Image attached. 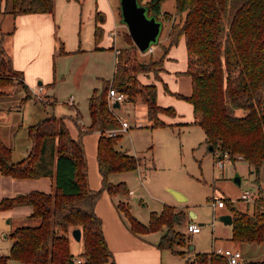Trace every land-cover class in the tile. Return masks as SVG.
Masks as SVG:
<instances>
[{
	"label": "trees",
	"instance_id": "16d2710c",
	"mask_svg": "<svg viewBox=\"0 0 264 264\" xmlns=\"http://www.w3.org/2000/svg\"><path fill=\"white\" fill-rule=\"evenodd\" d=\"M163 1L144 3L150 14L171 22L163 54L159 58L141 57L127 33L132 44L118 48L112 77L100 88H94L88 97L89 121L85 128L72 116L52 114L39 119L27 127L31 146L19 161L12 160L11 148L0 139V175L53 179L52 191L32 189L0 200V210L29 205L30 214L39 219L36 225L18 226L10 232L12 243L8 254H0V264H9L10 259L24 264H103L112 258L102 220L94 207L103 190L112 197L128 195L126 183L112 182L109 175L135 170L138 158L116 149L119 133L108 134L119 126V121L108 102L107 90L114 87L124 92L127 102L141 100L150 126L165 125L160 115H174V109L159 105L156 84L141 81L139 74L152 72L159 76L165 54L180 38L185 43L183 72L190 76L191 92L176 94L191 103L193 122L203 130L212 151L220 157L227 153L232 162L243 160L255 185L251 210L237 208L223 197L232 217L231 237L238 242L264 243V191L259 178L264 162V0H174L173 13L161 10ZM53 8L54 0H3L2 12L16 16L52 13ZM100 29L95 28L96 42ZM2 40L1 37L0 86L13 81L22 84ZM95 130L99 132L96 160L101 185L91 189L82 137ZM116 208L133 233L151 232L165 225L172 238L168 239L165 233L158 244L183 254L174 248V243H184V233L174 228L184 223L187 216L182 209L175 211L174 206L164 204L160 212H151L144 224L130 212L128 201H117ZM76 227L81 232L80 263L74 262L70 250L71 231ZM187 259L193 264H228L225 257L213 250L195 252ZM247 263L264 264V259Z\"/></svg>",
	"mask_w": 264,
	"mask_h": 264
},
{
	"label": "rangeland",
	"instance_id": "374dc122",
	"mask_svg": "<svg viewBox=\"0 0 264 264\" xmlns=\"http://www.w3.org/2000/svg\"><path fill=\"white\" fill-rule=\"evenodd\" d=\"M109 1L113 4L116 14V18L113 19L110 10H108L109 20H111L112 28L113 25H116L118 30L114 46L132 44V41L127 37V27L121 21L119 0H54L52 13L57 29L55 34V59L58 70L55 88L53 89L57 99L55 107L57 111L60 108L63 109V100L65 98L67 100L70 93L76 95L75 103L84 124L88 121L87 97L91 89L102 86L101 77L110 79L113 74V49H93L97 43L95 39L96 26L102 28L104 21H108V14H104L105 11L102 7L109 9ZM161 7L173 13L174 1L164 0ZM100 15L103 18H100ZM9 18L6 17L3 23L5 27L12 26V20ZM118 19L123 26L120 27L119 24H114L115 20ZM168 27V21H162L158 40H164ZM4 33L5 31L0 28V38H3L2 34ZM121 37L125 40L124 42ZM61 44L64 50L70 52L60 62L58 55H60ZM178 44L174 47L176 49L171 48L172 51H169L171 50L169 48L165 54V56L168 55V58L162 62L163 68L159 76H155L152 72L150 74H139L141 81L156 84L157 101L159 100L162 103L161 106L172 107L175 114L160 115L165 125L151 126L150 128L151 122L145 120V118L141 121L142 125L140 127L133 126L127 132L120 131L119 141H122L124 148H128L127 151L133 155L135 153L138 164L141 165V170L136 168V170L120 173L122 175H119V177L126 178L129 195H123L122 197V194H116L115 198L118 199L117 201H128L130 212L140 222L146 224L152 211L158 213L164 203L171 204L173 200L170 195L172 194L171 188L186 195L188 197V208L196 212L197 216L195 218L189 217L190 220L175 225L174 228L184 233L185 237L184 243H174V248L183 251L184 258L187 259L191 255V251L210 252L216 247L235 248L234 240L231 237V226L224 224L219 219L220 214L228 212L227 206H216L213 209L209 204V198L211 195L216 194L220 197L229 198L237 208L244 204L242 208L245 209L246 205L251 207L250 203L252 202L246 201L247 203H244L241 201L238 196L239 191L245 189L254 191L255 185L252 177L248 174L246 163L241 161L233 163L229 159H225L224 168L220 169L216 166V151L213 152L209 149L203 130L197 123L193 122L191 103L176 94L180 92V94H183L190 88L189 77L181 69L185 62V55L177 47ZM152 46L154 50L152 52L146 50L144 57L150 55L155 58L161 57L163 54L162 45L156 42ZM79 48L80 50H78ZM59 70L60 72L64 71L63 78L60 77ZM39 87L37 86V88ZM137 102L142 101L138 99ZM115 109L123 114L127 120L137 119L134 113L139 112L138 108L133 109L132 102L122 103L116 106ZM6 130L8 131V127H5ZM82 140L86 159H92L91 155H95L97 148L96 132L85 133ZM88 153H91V158ZM95 163L96 158L94 156V166ZM236 175L240 176L239 184L233 179ZM111 178L113 179L112 182H116L117 174H114ZM96 179L100 182L99 177ZM45 185L47 184L40 179H16L10 176H0V199L32 189L43 190ZM179 209L181 208L174 207L175 211ZM30 212L29 205H18L9 211H0V254H8L12 243L9 234L15 227L36 225L39 222L38 217L31 215ZM192 220L201 226L198 233L191 234L187 232L186 223ZM155 231H160V236H162L167 233V227L163 225ZM166 237L168 239L172 238V232L167 233ZM69 241L70 250L74 257H79L82 242L76 240L72 235ZM250 248L252 250L250 253L245 250L246 247L245 249L242 248L241 259L245 258L249 261L256 259L255 253H259L255 251L256 245H251ZM166 250H168L167 247H164V251ZM175 258L183 260L181 257ZM9 264L24 263L10 259Z\"/></svg>",
	"mask_w": 264,
	"mask_h": 264
},
{
	"label": "crops",
	"instance_id": "0c3cea01",
	"mask_svg": "<svg viewBox=\"0 0 264 264\" xmlns=\"http://www.w3.org/2000/svg\"><path fill=\"white\" fill-rule=\"evenodd\" d=\"M147 1L148 0H141L140 2L144 4ZM102 9L105 11L104 14L106 13L108 14V21L107 20L104 21L103 23L104 26H102L100 31L97 33L99 40L97 41L96 45H94L93 49L109 50L112 48L113 49V60H115V53H116L115 49L116 48L118 49L122 47L123 45H120V46L118 45L116 47L114 46L115 36L118 35V30L116 28V25L115 26L113 25V28H112L111 20H109L108 10H110L113 19L116 18V14L113 8V4L110 1H109V9L107 7H102ZM2 10H3V0H0V28L3 31H5L3 40H2V45H3L5 53L10 58L13 70L19 72V75H20L19 79H21L22 84L17 83L16 81H13L11 83H6L5 85L0 86V96H1L0 98V139L7 146L11 148L12 160L19 161L27 155L29 148L31 146L30 139L27 136V127L30 124H33L39 119H42L52 114L56 116H67V117L75 115L74 117H77L79 124L81 123L80 126L82 128H85L89 121V116H88L87 123L84 124L81 121L82 117L77 108V104L75 103L76 95L72 93H70L69 95V96L73 95L74 97L72 104L68 103L65 98L62 102V104L64 105L63 109L60 108L57 111V108L55 107V102L57 101V99L55 97L56 94L53 89L55 88L54 86L56 84V73H58V70L56 67V59H55L56 58L55 57L56 55L55 34H56L57 29H56V24H55L53 13H25V14H18L16 16H13L9 13L4 14ZM161 10L172 12L169 10L162 9V7H161ZM6 17H10L9 19L12 20L11 27L9 25L6 27L5 25H3V23L6 20ZM100 18H103V16L100 15ZM163 21H168L169 27H170L171 22L169 20H163ZM114 24H119L120 27L123 26L119 19L117 21L115 20ZM111 40H112V43H111ZM122 41L124 42L125 40H123L122 38ZM158 42L160 45H162V50H163V46L167 44V34L164 40L159 39ZM178 43L179 44L177 47H179L180 51L184 53L185 55L184 56L185 62H184L183 68H181L184 70L186 68V49H185L184 39L180 38ZM175 46L176 44L172 45L170 49L171 48L176 49L174 48ZM172 49L169 51H172ZM59 50H60V53H59L60 55L58 54L57 55L59 56V60L61 62L64 59V57L68 55L70 51L64 50L62 44ZM78 50H80V48ZM170 53H168L169 56H171ZM139 54L141 57H144V52L139 51ZM167 56L168 55H166L163 58V61L164 59L168 58ZM112 64L114 68V61ZM171 67L174 68L173 66ZM162 68H163V65L161 69ZM160 71L161 70H159L158 75L160 74ZM59 74L61 78L64 77L63 76L64 71L60 72L59 70ZM188 77L190 81V88L183 93L185 95L191 92V80H190L189 75ZM101 79H102V83L108 80V79H104V77H101ZM37 86H41V89L38 92H37L38 90ZM94 88L96 87H93L91 89L89 95L91 94ZM35 92L37 93V95L34 94ZM69 96L67 97V99L69 98ZM88 97H87V101H88ZM132 103H133V109L138 108L139 112L134 113V116H136L137 119L135 118H133V120L128 119L130 127L127 128L125 132H127L133 126L140 127L142 125L141 121L143 119L146 118L145 120H148L146 117V111H145L144 104L142 102H137V101L132 102ZM157 103L159 105L162 104L161 102H159V100L157 101ZM87 109H88V105H87ZM114 110L116 111L117 116H123V114L118 112L115 109V107H114ZM5 127H8V131L7 130L5 131ZM71 131L73 134H75L74 130H71ZM95 132H96V136L98 140L99 132L96 130ZM118 142L119 143L115 145L116 149L125 150V151L128 150V148H124L121 140ZM127 152L130 153L129 151ZM88 155L90 156L91 153H88ZM91 156H92V159L87 160L88 161L87 162L88 164L87 165L88 166V185L91 189H97L101 185V175L98 171V167L96 166L97 160L94 166V156L96 158V152L94 156L93 154ZM236 161H241L245 163L241 159L236 160ZM140 167L141 165L139 166L138 164L137 169H139ZM222 168L224 167H220V169ZM125 172L127 171L114 172L110 174L109 175L110 181L113 180L111 176H113L114 174H117V179H115L116 182L124 181L126 183L125 181L126 178L121 177V176L119 177V175H122L120 173H125ZM0 176H5V175H0ZM97 177L100 178V182L98 181V179H96ZM13 178H16V177H13ZM259 178H260L261 188L264 191V165L263 163L260 168ZM16 179H40L41 181L47 184L45 185V189H43V191H52L53 189L52 177L46 176V177H38V178H16ZM39 190H42V189H39ZM242 191L241 190L239 191V195H238L239 198H240V194ZM21 193H25V192H21ZM170 195L172 196L173 200L171 201V204H168V205H172L175 208L177 207L181 208L184 212H186L187 216H186V219L184 220L185 222L186 220H190L188 219L189 217L195 218L197 216L196 212L188 208V204H187L188 197L186 195L183 194L186 197V200L184 201H178L172 194ZM117 200L118 199H116L115 196L112 197L106 190H103L102 194L100 195L94 207L96 214L102 220V231L106 239L108 248L110 249L112 253V258H110L108 261H106L103 264H176V263L177 264H183V263L193 264L190 262V260L184 258V254H179L177 251H174L169 247H167L168 250L164 251V247H161L158 244L159 239L161 237L160 231H151L148 233L131 232L128 227V222L126 221V218L116 208ZM241 201H243L244 203H247L243 199H241ZM164 204H167V203H164ZM243 205L239 208L243 209L242 208ZM246 207H249V205H246ZM12 208L13 207H10L8 209L0 210V211H9ZM249 210H251V207H249ZM30 211H31V208H30ZM152 212H155V211H152ZM226 213H229V212H226ZM149 218H150V215H149ZM192 222L196 223L193 220ZM226 225L231 226V224H226ZM200 230H201V226H200ZM187 232L191 234L198 233V232H191L188 230ZM234 243H235L234 244L235 248H233L232 250H239L241 256H242V252H241L242 248L245 249L246 247L245 250H248V252L250 253L252 251L250 246L256 245L257 248H255V251L259 253H255L257 257L254 260L264 259V243L254 244V243H245V242H238V241H234ZM226 248H230V247H226ZM194 253L195 252L191 251V255L189 256L192 257ZM175 257H181V259L183 258V260H180L179 258H175ZM247 262H249V260H245V258L244 259L240 258L239 264H249Z\"/></svg>",
	"mask_w": 264,
	"mask_h": 264
},
{
	"label": "water",
	"instance_id": "95a60500",
	"mask_svg": "<svg viewBox=\"0 0 264 264\" xmlns=\"http://www.w3.org/2000/svg\"><path fill=\"white\" fill-rule=\"evenodd\" d=\"M119 6L121 21L126 25L134 45L140 52H145L150 46L158 42L157 38L160 32L162 20L158 19L155 14H150L148 6L141 3L140 0H119ZM119 105L120 103L118 102L112 104L113 107ZM209 149L212 150V145H209ZM233 179L237 184L240 183L239 175H236ZM171 193L178 201L186 200L183 193L176 189L171 188ZM219 219L224 224L232 223L230 213L220 214ZM71 235L76 240H80V229L78 227L73 228Z\"/></svg>",
	"mask_w": 264,
	"mask_h": 264
},
{
	"label": "built area",
	"instance_id": "2783aa9c",
	"mask_svg": "<svg viewBox=\"0 0 264 264\" xmlns=\"http://www.w3.org/2000/svg\"><path fill=\"white\" fill-rule=\"evenodd\" d=\"M153 50V46H150L147 51L151 52ZM116 53L118 52V49H115ZM41 89V86L38 88L37 92ZM35 95H37V93H34ZM107 98H108V102L109 104L112 106L113 103L118 102L120 104L122 103H126L127 102V98H126V94L124 92L118 91L116 88L114 87H109V89L107 90ZM73 95L69 96V98L67 99V102L71 103L73 102ZM114 108V107H113ZM118 121H119V126L117 128H113L110 129L108 131V134L111 136H115L116 134L120 133V131H125L127 128L130 127L128 120L124 117V116H117ZM218 152H216V166L218 167H224V160L228 159V154L224 153L221 157L218 156L217 154ZM255 194L252 192V190H243L240 194V198L243 199L244 201L247 202H252L254 200ZM209 204L212 206V208L214 209L216 206L217 207H222L225 205V201L223 199V197L217 196L216 194L211 195V197L209 198ZM186 229L188 231L191 232H198L200 230V225L196 224L192 221H188L186 223ZM213 251L215 253H218L220 255H222L223 257L226 258L228 264H239L240 263V251L239 250H232L230 248H220V247H216L215 249H213ZM74 262L75 263H80V258H74Z\"/></svg>",
	"mask_w": 264,
	"mask_h": 264
}]
</instances>
